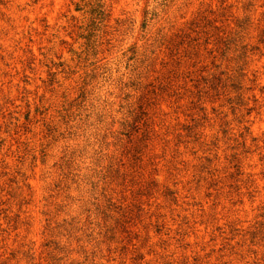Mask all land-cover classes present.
I'll return each instance as SVG.
<instances>
[{
  "label": "rangeland",
  "instance_id": "rangeland-1",
  "mask_svg": "<svg viewBox=\"0 0 264 264\" xmlns=\"http://www.w3.org/2000/svg\"><path fill=\"white\" fill-rule=\"evenodd\" d=\"M0 264H264V0H0Z\"/></svg>",
  "mask_w": 264,
  "mask_h": 264
}]
</instances>
